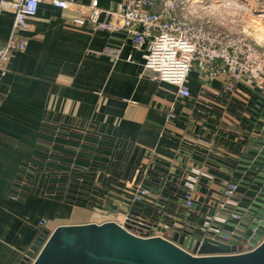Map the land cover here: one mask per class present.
<instances>
[{"label": "crops", "instance_id": "obj_1", "mask_svg": "<svg viewBox=\"0 0 264 264\" xmlns=\"http://www.w3.org/2000/svg\"><path fill=\"white\" fill-rule=\"evenodd\" d=\"M67 1L80 6L91 0ZM119 1L98 0V5L115 9ZM218 2L219 8L226 4L231 17L219 14L210 26L244 32L264 45V26L261 37L255 30L263 21L264 0ZM81 14V6L40 0L23 33L26 48L13 51L3 64L0 264H23L40 221L49 233L58 225L84 223L80 220L89 215L78 198H85L86 190L75 192L80 166L86 167L83 185H94L93 178L104 170L122 177L106 198L116 211L124 210V193L131 192L141 162H154L151 196L167 206L186 203L182 179L191 166L199 167L212 179H199L185 214L196 223L216 217L212 197L225 182H239V200L249 187L238 153L240 145L251 143L242 129L249 111L242 98L225 92L224 78H205L192 69L185 81L190 96L180 97L175 85L144 67L145 51L134 49L124 30L79 25L74 19ZM12 21L11 13L0 11V46Z\"/></svg>", "mask_w": 264, "mask_h": 264}, {"label": "built area", "instance_id": "obj_2", "mask_svg": "<svg viewBox=\"0 0 264 264\" xmlns=\"http://www.w3.org/2000/svg\"><path fill=\"white\" fill-rule=\"evenodd\" d=\"M50 1L57 7L81 6L84 14L74 19L79 25L89 23L95 29L124 30L133 48L145 51L144 67L153 71L158 79L175 85L178 96H190L185 81L190 71L197 69L205 78L223 77L225 92H229L235 99L242 98L246 103L245 107H253L254 104H259L258 101H262L264 109L263 46L244 32L236 33L210 26L208 23L193 22L182 16L183 10L201 4L202 0H120L115 9L101 8L98 0H91L88 5L80 6L67 0ZM39 2L40 0H0V11L9 12L13 16L9 36L0 46V75L9 55L13 51L26 48L28 40L23 33L29 29V21L35 16ZM250 115L249 111L248 117H243L245 122L242 129L252 134L247 127ZM153 166L154 162L150 160L139 165L138 174L133 177L130 185L131 192L124 193L128 195L124 210L116 211L113 206H106L104 195L110 192H100L97 197L98 204L108 210L103 209L94 214L95 219L91 222L114 221L138 237H162L171 240L175 231L181 234L193 230L202 236L219 239L218 236L208 235L209 230L218 233L212 219L222 220L217 217L221 209L240 204L236 197L239 182H225L221 191L216 194L218 197H212L215 204L211 207L216 209V217L208 215L204 217H211L209 221L189 222L190 217L185 214H190L196 185L201 177L212 179V175L199 167L191 166L182 179V197L186 203L172 206L171 203L167 206L160 202V198L157 202L151 196L153 188L149 183L153 177ZM93 183L94 187L106 191L98 177L93 178ZM85 193L90 194L89 191ZM81 201L86 205L84 200ZM44 223L40 221L41 230L37 237L42 243L49 235ZM160 228L165 231L162 232ZM222 239L225 241L228 238ZM187 251L191 253L190 250ZM35 255L33 253L23 264H31Z\"/></svg>", "mask_w": 264, "mask_h": 264}, {"label": "water", "instance_id": "obj_3", "mask_svg": "<svg viewBox=\"0 0 264 264\" xmlns=\"http://www.w3.org/2000/svg\"><path fill=\"white\" fill-rule=\"evenodd\" d=\"M258 102L248 107L247 127L252 134L245 139L251 143L238 149L246 178L243 183L249 187L238 206L217 213L222 220L212 219L218 233L209 230L208 235L219 239L193 230L175 231L171 240L138 237L114 221L62 224L44 243L37 238L23 263L36 253L31 264H264V109L263 102Z\"/></svg>", "mask_w": 264, "mask_h": 264}, {"label": "rangeland", "instance_id": "obj_4", "mask_svg": "<svg viewBox=\"0 0 264 264\" xmlns=\"http://www.w3.org/2000/svg\"><path fill=\"white\" fill-rule=\"evenodd\" d=\"M225 3L226 1L229 0H224ZM220 3L218 2V0H202V3H198L196 5H192L190 7H187L185 10H183L182 16L184 18H187L193 22H199V23H208L210 24L212 21H215L219 16V14L221 15V17H231V14L229 15L227 11H230V9H226V4H222V7L219 8L218 4ZM200 7V8H199ZM225 7V8H223ZM256 15V14H255ZM263 21H259V25L257 26V28H255L256 34H259L262 31V28H260L261 26H264V16L262 18ZM238 24H242L244 25L245 23H242L240 21L237 22ZM238 27H241L240 25H237ZM264 29V28H263ZM256 37H261V34L257 35ZM259 45H261V43H258ZM264 48V45H262ZM86 167L84 166H80V168H78V175H79V183L76 182V188H75V192L76 194L80 193L81 190L83 189L86 191H89L90 194H87L85 192H83V194H85V198L83 196V198H78V200H84L85 204L84 206H80L81 211H86V214L89 215L88 218H84L83 221L80 220V222H91L88 221L90 220L91 216H93L94 214H96L99 211L104 210H108L107 208H105L103 205L98 204L99 199L97 198L98 195L100 194V192H110V194L105 193L104 197V203L106 204V206H110L112 207V205H110L109 203H107L106 198L109 197V195H111L112 191H111V185H113L114 182H116V178L119 179L120 183L123 181L122 177L120 178L119 176L115 175V173H113L111 170H104L102 171V173L100 175H98V181L101 182L104 187L106 188V191H103L102 189H100L99 187H94L93 185L91 187L87 186V185H83L82 183H84V171ZM95 169H93L92 171H94ZM95 175L93 174V177ZM113 181V182H112ZM118 181V180H117ZM112 182V183H110ZM121 190H118V192H120ZM113 192L115 193L116 190H113ZM79 197V196H78ZM96 199V201L94 200ZM78 208V206H76ZM114 207V210L117 208ZM79 209V210H80ZM91 214V215H90ZM88 219V220H87ZM93 219V218H92ZM78 221V220H77ZM44 227H46L45 223L43 224Z\"/></svg>", "mask_w": 264, "mask_h": 264}, {"label": "bare ground", "instance_id": "obj_5", "mask_svg": "<svg viewBox=\"0 0 264 264\" xmlns=\"http://www.w3.org/2000/svg\"><path fill=\"white\" fill-rule=\"evenodd\" d=\"M264 16V14H262Z\"/></svg>", "mask_w": 264, "mask_h": 264}, {"label": "flooded vegetation", "instance_id": "obj_6", "mask_svg": "<svg viewBox=\"0 0 264 264\" xmlns=\"http://www.w3.org/2000/svg\"><path fill=\"white\" fill-rule=\"evenodd\" d=\"M49 233V232H48Z\"/></svg>", "mask_w": 264, "mask_h": 264}]
</instances>
